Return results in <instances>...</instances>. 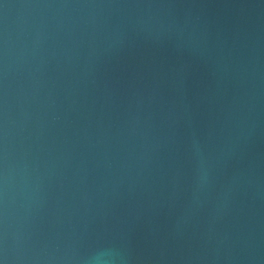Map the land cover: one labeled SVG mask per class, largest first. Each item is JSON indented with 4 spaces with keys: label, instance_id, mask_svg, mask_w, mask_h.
<instances>
[{
    "label": "water",
    "instance_id": "water-1",
    "mask_svg": "<svg viewBox=\"0 0 264 264\" xmlns=\"http://www.w3.org/2000/svg\"><path fill=\"white\" fill-rule=\"evenodd\" d=\"M0 264H264V0H0Z\"/></svg>",
    "mask_w": 264,
    "mask_h": 264
}]
</instances>
